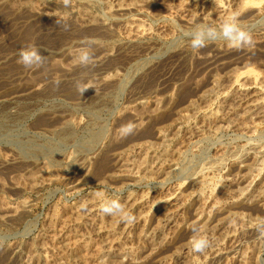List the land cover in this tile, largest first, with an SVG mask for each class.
<instances>
[{"label":"rangeland","instance_id":"374dc122","mask_svg":"<svg viewBox=\"0 0 264 264\" xmlns=\"http://www.w3.org/2000/svg\"><path fill=\"white\" fill-rule=\"evenodd\" d=\"M168 3L72 0L71 7L64 8L62 0H0V264H46L44 256H48L47 264H93L92 258L81 254L68 256L65 243L69 237L101 241L97 223H104L108 229L106 223L112 216L101 211L90 214L88 207L81 208L93 197L101 203L97 192L118 199L128 210V195L160 194L186 182L203 167L215 166L206 183L223 198L235 187H223L217 181L230 171L233 156H244L251 142L264 148V119L256 112L245 113L237 99L212 102V106H224L222 112L231 120L228 125L209 123L197 111L205 108L204 97L219 94L230 85L231 74L247 68L264 73V19L243 24L253 36L250 46L217 53L213 43L193 53L172 23L192 28L186 22L190 12L180 9L178 0ZM117 4L131 8L126 12L107 10L117 8ZM105 14L114 19L105 22ZM137 27L150 31V38L128 42L126 38ZM86 40L95 41L91 45L94 63L83 66L77 56L81 48L88 46ZM28 44L46 50L44 67L25 69L18 63L16 53ZM81 88L88 89L81 95ZM139 101L143 104L138 105ZM249 119L262 131L253 136L241 131L240 125ZM129 121L135 123L136 130L122 138L119 129ZM159 130L165 134L163 141L157 137ZM147 145L160 154L167 150L165 155L175 163L176 172L139 182L119 178L118 173L126 168L124 158L131 155L140 160ZM141 146L144 149L140 150ZM222 148L227 151L220 163ZM179 153L182 157L176 156ZM254 163L250 161V166ZM242 174L234 168L230 176L237 179ZM196 208L197 204H191L188 212ZM236 210L229 218L206 225L211 247L202 254L187 248L188 231L179 233L180 243L167 246L162 240L169 241L173 235L174 230L169 228L165 238L140 239L139 230L130 232V244L138 249L161 247L163 264H234L230 256L242 254L250 256L246 264H264V237L257 229L245 234L236 232L232 240L224 238L229 219L239 227L235 220L238 212L258 222L264 219V210L253 203ZM55 213L61 215L58 224L51 221ZM76 216L84 221L81 225L76 224ZM114 219L119 218L108 220L109 229L121 232L122 222ZM219 241L230 249L229 254L207 258ZM120 260L110 257L105 263L132 264ZM141 264L154 262L148 259Z\"/></svg>","mask_w":264,"mask_h":264},{"label":"bare ground","instance_id":"6f19581e","mask_svg":"<svg viewBox=\"0 0 264 264\" xmlns=\"http://www.w3.org/2000/svg\"><path fill=\"white\" fill-rule=\"evenodd\" d=\"M147 1H149V2L155 1V2H158L160 4L162 3L164 5L169 4L168 3L169 0H147ZM117 5H116L117 8L113 9L112 7H110L107 10L110 13H113L114 11H121V12L125 11L126 12V11L130 10V8H131V6L129 4H128L129 6H127L126 4H123V5L117 4ZM141 7H140V9H142ZM178 7L180 9H185V10H188L190 12V17L186 18V22L190 25H193V26L197 23H207V24H210L212 26H215L216 23L219 22V24H222L224 20L229 19L233 16L236 17L237 21L241 25L245 24V22L247 20L250 21L251 19H260V18L264 19V0H178ZM248 23L249 22H247V24ZM150 35H151L150 31L146 30L145 28L137 27V29L133 35H131V36L126 35V36H128L126 38V40L128 42L138 43V42L143 41L144 39L150 38ZM158 35H159V38L161 40L165 39L163 34H158ZM173 36H175V35H173ZM214 45L216 46L217 53H218V51L223 52V53L229 52L232 49H234L232 47H229L228 45L223 46L220 43H215ZM229 81H230V85L227 86L226 89L224 88L221 93L213 94V95H209L207 97H204L205 102H206V106L203 110H197L199 115H201L204 118V120L209 122V123H212V124L224 123V125L225 124L228 125L230 123L229 121H231V120L229 119V121H228L227 118H229V117L228 116H227V118L225 117L226 112H224V114H223L222 111H223L224 106H219V105L218 106H212V102L216 99V100L220 101L221 103H223V102L226 103V101H228L230 99H235V100L237 99L238 103L240 102L241 105L242 104L244 105L243 108H244L245 113L256 112V114L258 116H260L261 118L264 119V73H258L252 68H247L246 70L237 71V72L231 74L229 76ZM151 101H153V100H151ZM231 102H230V104H231ZM235 103H237V102H235ZM142 104H143V101L138 102V105H142ZM151 107H153V106H151ZM126 109L128 110V108H126ZM129 109L131 110L132 108L130 107ZM231 109H233V107ZM224 111H226V109ZM227 113H228V111H227ZM244 116H246V115H244ZM248 118H250V117L248 116ZM236 121H237V119H236ZM239 121L241 122V120H239ZM184 125H186V124H184ZM187 126L188 125H186V127ZM240 127H241V131H244L245 133H247L250 136H253L254 134L256 135L257 134L256 132H258V131H262L261 127L258 126L254 121H251V120H250V122L242 123L240 125ZM162 132L161 131L158 132L157 137H158V139L163 141V140H165L163 138L165 134H163ZM141 149H144V147L141 146L140 150ZM232 149H234V148H232ZM249 149H251V150H249ZM164 150H166V149H164ZM219 151L221 152L219 154L220 155L219 162H220L221 156H224V153H226L227 150H226V148L225 149L222 148ZM166 152H167V150H166ZM166 152L164 151L161 154L157 153V151L153 150L151 146L147 145V146H145V152H144L145 154L142 153V157L140 158V160L136 161L137 159L136 158L133 159L132 158L133 156L131 157V155H128L125 158L123 157L124 158V164L126 165V166L125 165L124 166L126 168L123 166V168H125V169L124 170L121 169L122 172L120 171L121 173L120 174L118 173L117 176L119 178L123 179L124 181L139 182V181H142L145 179H154L158 175L159 176H162V175L167 176L170 173H174V172H176L175 163L174 162L171 163V161L168 160V158L165 155ZM173 152L174 151L170 152V154ZM182 154L179 153L176 156L182 157ZM136 157H138V156H136ZM174 157L175 156H172V159ZM216 157H217V155H216ZM263 157H264V148H262L261 145H258L256 143H252V142L248 145L247 151L245 152L244 156H233V158L229 162L230 171L225 173V176L223 179L222 178L219 180L217 179L218 180L217 182H218V184H220V186H223V187L224 186H228V187L232 186V188L235 187L233 192L229 191V194L224 195L225 197L222 196L223 198L220 197L221 196L220 194H219V197H220L219 198L212 190H210L212 188H209L208 187L209 185L206 183V180H207L206 178L209 176L210 172L214 169L215 166L203 167L194 176H192L190 179H188L186 182H181L180 184L173 186V188H171V190H168L166 192H163L160 194H159V192H158V194H155V193L151 194L150 193L148 196H141V197H134L133 195L132 196L128 195L126 197L127 198L126 203L128 204V211H130L135 216V222L133 224L122 223L123 225L121 227V232H116L115 230L109 229L110 223L107 224L112 219L113 216L111 217L110 220L108 219L109 221L107 220L106 226H108V229L104 228L105 227V226H103L104 223L102 225L97 223V228H98L97 234L99 235V237L101 236V239H100L101 241H99V242L91 241V240L90 241L89 240H83V238L78 239L79 237H77V236H76L77 237L76 240H72L71 237L68 238L67 236H65L68 238L67 243H65L67 246L66 250H68L67 255L73 256L75 254L76 255L81 254L83 257L92 258L93 264H104L105 261L110 259V257L111 258L112 257H116V258L118 257V259H121L122 261L126 260L132 264H141L142 262H145L148 259H150V261L154 262V264H163V260H162V258H160V257H162V256H160V253L163 250L161 247L160 248L159 247H156V248H146V247L142 248L141 247V249H138L140 247L136 248L137 246L134 247L133 243L130 244V238H131V237L129 238L130 232H133V231L138 232V230H139L138 235H139L140 239H146V238H149L150 236L153 238L154 237L165 238L164 237L165 236V230H167V228L172 229L174 231L172 233L173 235L170 234L171 235L170 240L166 241V238H165L162 241L165 242V244L167 243L166 244L167 246L170 245L173 247L176 245L175 244L176 241H178L177 239H178L179 233L183 232V231H185V232L188 231L186 233L187 236L185 237V240H186L187 248L189 249L191 247V241L193 239L190 237H194V235H195V234L191 235V233L193 232L190 230L191 227L198 228L200 230V232H199L200 235H206L207 229L205 227L207 224H210L212 221L214 222V220H216V219H227V218H229V216L231 214L233 215V213L237 212L236 209L240 205L243 206V205H248L250 203H253L255 206L264 210ZM172 159L170 158V160H172ZM250 161L256 162V163H254L255 165L250 166ZM234 168L242 171L243 174L240 176V178L235 179L233 176H230L231 172L233 171ZM215 169H216V167H215ZM66 174H67V172H66ZM65 177L70 178V176L67 177L66 175H65ZM158 178H160V177H158ZM93 198L94 199L88 205L85 204L86 207L89 208L90 214H95V213H98L100 211L99 209H100L101 203L97 202V198H95V197H93ZM124 200H126V199H124ZM191 204H197L198 208H196L194 210L192 209L193 210L192 212H188V209L190 208ZM194 206L196 207V205H194ZM66 208H67V206H66ZM65 211H66V209H65ZM79 211H80V209H79ZM76 212L77 211L75 210V213ZM75 213H72V214H75ZM243 213L238 212V214L236 215V218L234 216L235 220L237 219V221L239 222V227H237L235 224L229 222L230 219L227 221V223H226L227 230H226V232H224V234H225L224 238H226V240H227V238L231 239V240L234 239L236 232H243L245 234V232L246 233L253 232L254 230L257 229V227H256L257 222L249 221L248 219H246V217L244 216ZM60 216L61 215H59L58 213H55L52 216L51 221H54L56 224H58L57 222H59ZM93 216H95V215H93ZM79 217H81V215H79ZM71 218H73V217H71ZM75 218H78V216H76ZM81 218H83V217H81ZM81 218L77 219V222H76V224L78 223L77 225H81L84 222ZM62 219H63V217H62ZM64 220H66V219H64ZM114 220L116 221V219H114ZM118 220L119 219H117V221ZM157 220H159V221H157ZM91 221H92V219H91ZM115 221H113V223ZM154 221L158 222V223L156 225H154V223H155ZM119 223L120 222H118V224ZM120 225H121V223H120ZM114 226H115V224H114ZM118 228L120 230V227H118ZM122 228H123V230H122ZM149 231H151V232L148 234L147 232H149ZM65 234H66V232H65ZM166 236L168 237L167 234H166ZM73 237H75V236H73ZM135 237H136V233H135ZM67 238H65V239H67ZM133 240H136V239H134V237H133ZM160 241H161V239H160ZM131 242H133V241H131ZM139 242H138V244H139ZM145 242L146 241L144 240L143 243L145 244ZM177 243H180V242L178 241ZM142 246H143V244H142ZM229 251H230V249H228L223 243H221V241H219V242H217L215 247L211 248V250H210L211 256L209 255L207 258H211V257L212 258H220L226 253L229 254ZM62 254L64 255V253H62ZM162 254H163V251H162ZM65 255H66V253H65ZM255 256H256V254H255ZM37 257H38V255H37ZM44 257H46V260H45L46 264L49 263V262H47L48 256H44ZM249 257H247L244 254L233 255V256H230V261H231V263H234V264H246L248 262V261H246V258H249ZM254 257H252V258L254 259ZM92 259H91V261H92ZM89 261H90V259H89ZM253 261H255V260H253ZM122 263H124V262H122ZM190 264H196V263L190 262Z\"/></svg>","mask_w":264,"mask_h":264},{"label":"clouds","instance_id":"9594fccd","mask_svg":"<svg viewBox=\"0 0 264 264\" xmlns=\"http://www.w3.org/2000/svg\"><path fill=\"white\" fill-rule=\"evenodd\" d=\"M64 8H70L72 0H62ZM105 22H111V19L106 14L104 16ZM177 30L182 42H186L188 47L193 53L199 52L202 48L207 47L209 44L224 42L229 47L242 49L245 46H250L253 43V36L250 31L243 25H241L235 16L226 19L219 26H212L207 23H197L190 29H184L180 25L176 24ZM65 30L68 29V25H64ZM95 43L93 40H86L87 47L81 48L77 56V61L83 66L94 63V54L91 51V45ZM43 51L35 44H28L23 46L16 53L18 56V63L25 69H39L44 67L47 56L43 54ZM55 83L59 84V81ZM88 88H81L79 91L81 95ZM136 130L135 123L129 121L121 125L119 134L122 138H126L132 135ZM97 197L101 198L100 211L106 216H116L122 223L133 224L135 222V216L125 209L124 205L118 199L105 198L104 193L97 192ZM82 209H85V205H81ZM257 230L261 237H264V219H261L256 224ZM195 233L191 241V250L194 253L202 254L208 248L211 247V241L206 235H200L198 228H193Z\"/></svg>","mask_w":264,"mask_h":264}]
</instances>
